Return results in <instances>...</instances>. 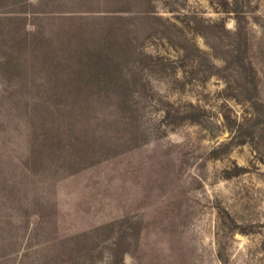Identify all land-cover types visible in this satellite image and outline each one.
I'll list each match as a JSON object with an SVG mask.
<instances>
[{
  "label": "rangeland",
  "instance_id": "374dc122",
  "mask_svg": "<svg viewBox=\"0 0 264 264\" xmlns=\"http://www.w3.org/2000/svg\"><path fill=\"white\" fill-rule=\"evenodd\" d=\"M0 264H264V0H0Z\"/></svg>",
  "mask_w": 264,
  "mask_h": 264
},
{
  "label": "trees",
  "instance_id": "16d2710c",
  "mask_svg": "<svg viewBox=\"0 0 264 264\" xmlns=\"http://www.w3.org/2000/svg\"><path fill=\"white\" fill-rule=\"evenodd\" d=\"M118 17H119V16H118ZM74 37H76V35H75V36H73V38H74ZM83 38H84V37H82V38H80V39H83ZM75 41H76V40H75ZM75 41L72 43L73 45H76V42H75ZM79 44H80L81 46H87V44H88V43H83V42H80ZM89 50H90V49H89ZM59 51H60V52L62 51V47H61V48H59V50L57 51V52H58V54L60 53ZM62 52H63V51H62ZM86 52H87V51H86ZM93 53H94V52H90V53H88V55H89V56H92V55H93ZM104 70H105V71H107V69H106V68H105Z\"/></svg>",
  "mask_w": 264,
  "mask_h": 264
}]
</instances>
